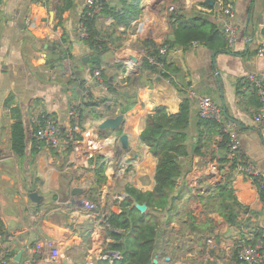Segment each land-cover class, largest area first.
I'll use <instances>...</instances> for the list:
<instances>
[{
  "label": "crops",
  "instance_id": "crops-1",
  "mask_svg": "<svg viewBox=\"0 0 264 264\" xmlns=\"http://www.w3.org/2000/svg\"><path fill=\"white\" fill-rule=\"evenodd\" d=\"M75 3L61 14L56 7L62 0H0V217L5 225L0 261L5 255L7 264H97L113 242L106 218L121 212L120 203L128 196L126 186L143 192L155 188L158 159L141 140L147 116L159 106L176 114L187 96L192 101L190 149L199 133L197 98L208 96L222 109L221 123L240 134L243 152L264 176V128L254 118L261 108L253 88L245 83L250 73L264 76V55L258 54L264 38L260 32L264 0H230L238 24L230 51L214 52L203 44L167 49L168 60L181 69L175 77L178 86L157 72L142 69L148 53L143 42L153 41L163 48L172 33V6L187 19L201 17L222 28L223 0H143L141 15L130 27L114 25L111 16L99 13L97 27L107 43L101 52L102 70L122 96L136 99L125 113L121 105L128 101L109 92L92 73L95 52L79 34L87 4L86 0ZM238 83L242 84L239 94ZM88 91L94 100L107 97L108 101L83 108V140L71 149L38 144L32 161L33 125L39 116L51 114L68 129L71 111L83 106ZM10 94L15 96L13 106L18 105L24 117V161L12 149L14 119L5 107ZM119 114L125 117L121 130L99 129L105 118ZM122 135L128 136L127 147ZM220 140L218 133H208L201 140L206 144L202 154L182 158L181 184L184 181L190 190L178 202L171 224L162 227L152 264H242L239 246L252 240L257 230L264 231V203L253 180L242 173H234L236 196L256 214L241 211L239 226H230L198 198L197 190H208L221 181L222 165L216 156L222 151ZM96 154L106 158L108 180L102 188L97 187L89 164ZM224 165L228 170L229 164ZM75 188L83 190L74 195ZM32 192L38 193L40 203L31 199ZM74 199L95 201L98 206L89 212ZM188 211L195 221L189 219ZM43 238L56 241L60 252L56 260L35 251Z\"/></svg>",
  "mask_w": 264,
  "mask_h": 264
},
{
  "label": "trees",
  "instance_id": "trees-1",
  "mask_svg": "<svg viewBox=\"0 0 264 264\" xmlns=\"http://www.w3.org/2000/svg\"><path fill=\"white\" fill-rule=\"evenodd\" d=\"M47 2V0H40ZM143 0H102L100 14L111 16L114 19V25H125L130 27L141 15V3ZM227 6L230 0H223ZM75 0H62V4L56 8L58 13H64L66 10L74 8ZM94 7L87 6L82 14L81 23L87 32V36L82 39L85 44L95 53L91 57L92 73L100 72L99 83L108 89L109 92L117 94L128 101L127 104L121 105V112L125 113L136 103L135 97L131 99L122 96V93L114 86L110 78L102 70L101 52L106 48L107 43L102 39V33L97 27L98 14ZM172 33L168 36L162 47L173 49L175 47L188 48L193 44H203L214 52L230 51V43L222 28L210 21L194 17L187 19L181 11H173L170 15ZM64 41H66L64 39ZM143 44L148 46L147 55L142 60V69L157 72L162 76L170 79L176 85L175 77L181 72V69L172 61H169L167 55H161L160 49L153 41H144ZM68 56V54H66ZM149 56H156L162 66L151 63ZM58 58L57 61H60ZM50 66H54L48 61ZM253 88V96L258 100V107L262 108L264 103L258 95V90L249 80H245ZM241 83L237 84V93L241 92ZM108 101L107 97L100 100H94L91 92L88 91V99L83 102V106L73 111L79 115V126L81 132H64L63 137L68 140V149L73 147L74 140H83L82 133L85 129L82 126L83 108L95 107ZM15 96L10 94L6 101L5 107L10 109V114L14 119L12 124V149L15 155L22 161L27 154V138L24 117L21 108L13 106ZM192 101L187 96L180 104L179 112L170 113L166 106L157 107L153 113L147 116L146 127L141 134V140L150 148L151 153L158 159L156 170V185L153 191L143 192L133 186H126L128 196L120 203L121 212H112L106 219L108 232L113 239L107 249L119 251L122 258L110 263L106 260H99L97 264H152L154 254L157 248L160 231L162 227H168L173 220V212H177L178 202L183 198L185 193L190 190L183 181V164L182 158L190 157L194 154H202L201 148L206 146L201 141L203 136L208 133H218L221 140L218 148L222 151L216 156L221 166V181L212 184L208 190H197L198 198L204 202L207 208L216 210L230 226H239L242 221L239 219L241 211H253L243 205L237 198L233 186L234 173L237 171V160L229 159L230 137L225 130V126L215 119H203L197 117L198 136L197 142L193 143L190 149V125L192 123ZM258 113V112H257ZM56 119L51 114H42L33 125L34 141L32 149V161H34L38 149V144H46L44 140L36 136L38 130L43 127L49 119ZM102 118V117H101ZM71 128L74 129L75 121H70ZM71 135V137L69 136ZM73 137V139H71ZM70 138V139H69ZM208 138V137H207ZM206 141V137L204 142ZM245 159H248L245 153H242ZM106 158L101 154L90 157L89 164L93 167L96 174V185L102 188L106 185L108 177L106 175ZM229 164L228 170L226 165ZM251 179L256 185L260 199L264 203V176L261 174L252 175ZM146 203L148 210L145 213L140 212L137 208L132 207L133 201ZM168 213L170 215L168 216ZM189 219L195 221L190 212H187ZM163 214V215H162ZM4 222L0 217V235L4 231ZM118 231H121L120 233ZM261 243L264 251V231L262 229L255 232L252 240L246 241V244Z\"/></svg>",
  "mask_w": 264,
  "mask_h": 264
},
{
  "label": "built area",
  "instance_id": "built-area-1",
  "mask_svg": "<svg viewBox=\"0 0 264 264\" xmlns=\"http://www.w3.org/2000/svg\"><path fill=\"white\" fill-rule=\"evenodd\" d=\"M102 0H86V4L89 7H94L95 12L99 13L102 7ZM175 6L171 7V11H175ZM223 13V20H222V29L230 43L232 45L236 38L238 32V24L234 21V8L232 5H227L222 10ZM80 38L84 39L87 36V32L84 29L82 23L80 28ZM161 55L167 54V48L163 47L160 49ZM258 54L264 55V38L261 41V44L258 48ZM151 63L155 65L162 66V64L158 61L156 56H149ZM95 76L97 79L100 77V72L96 71ZM246 80H249L251 84L257 88L258 95L261 97L264 103V76L258 73H250L246 77ZM106 88V87H105ZM107 89V88H106ZM194 95V94H193ZM195 96V95H194ZM198 100V116L203 119H215L219 122H222L223 113L222 109L219 105L210 97L208 96H199ZM71 120L75 121L74 129L71 128V125L68 129H63V126L57 119L49 118L45 125L41 127L36 136L44 140L46 144L53 148V149H61L63 147H68L69 142L65 137H63L64 132H80L79 126V115L75 111H71L70 113ZM255 122L258 127L264 128V106L261 110L255 115ZM228 132L230 137V151L228 152V158L233 160H237V171L242 173L243 175L251 178L252 175H258L255 170L253 163L249 159H245L242 156L243 148H242V139L240 134L231 128H225ZM71 137V135H69ZM70 139V138H69ZM73 139V137L71 138ZM73 146L78 143L79 141L74 140L72 141ZM84 207L89 212H93L96 210L97 206L93 201L84 200ZM212 240L209 239V243ZM263 246L261 243L257 244H246L242 243L239 246L238 251V259L242 264H264V251L262 250ZM35 251L48 257L50 260H56L60 255L59 249L57 247L56 241L51 238H43L35 245ZM122 254L119 251H112V250H104L100 255V260H106L110 263H113L115 260L121 259ZM0 264H7V257L2 255Z\"/></svg>",
  "mask_w": 264,
  "mask_h": 264
},
{
  "label": "water",
  "instance_id": "water-1",
  "mask_svg": "<svg viewBox=\"0 0 264 264\" xmlns=\"http://www.w3.org/2000/svg\"><path fill=\"white\" fill-rule=\"evenodd\" d=\"M249 24V23H248ZM261 34L264 36V20L262 22L261 28H260ZM216 53H214L215 55ZM84 60H88V57L84 58ZM124 114H119L115 117H107L105 118L99 125V129L103 131L111 130V131H119L122 128L123 122H124ZM121 141L123 143L124 147L128 146V136L122 135ZM83 189L81 188H75L73 189V194H79L82 192ZM30 197L33 201L36 203H40L41 199L37 192H32L30 194ZM74 203L81 205L84 207V199H74ZM132 207L137 208L140 212L145 213L148 210V205L146 203H139L138 201L134 200L132 203Z\"/></svg>",
  "mask_w": 264,
  "mask_h": 264
},
{
  "label": "rangeland",
  "instance_id": "rangeland-1",
  "mask_svg": "<svg viewBox=\"0 0 264 264\" xmlns=\"http://www.w3.org/2000/svg\"><path fill=\"white\" fill-rule=\"evenodd\" d=\"M94 203H95V201H94ZM96 204V203H95ZM96 206H98L97 204H96Z\"/></svg>",
  "mask_w": 264,
  "mask_h": 264
}]
</instances>
